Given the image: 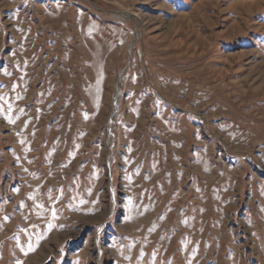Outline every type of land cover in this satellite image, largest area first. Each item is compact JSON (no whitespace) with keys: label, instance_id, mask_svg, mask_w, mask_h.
Returning <instances> with one entry per match:
<instances>
[{"label":"rangeland","instance_id":"obj_1","mask_svg":"<svg viewBox=\"0 0 264 264\" xmlns=\"http://www.w3.org/2000/svg\"><path fill=\"white\" fill-rule=\"evenodd\" d=\"M0 264H264V0H0Z\"/></svg>","mask_w":264,"mask_h":264}]
</instances>
